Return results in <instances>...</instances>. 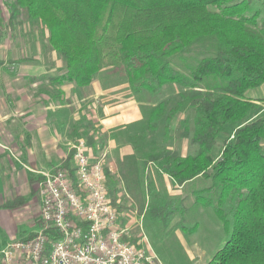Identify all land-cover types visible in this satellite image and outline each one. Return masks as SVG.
I'll use <instances>...</instances> for the list:
<instances>
[{
    "label": "trees",
    "instance_id": "trees-1",
    "mask_svg": "<svg viewBox=\"0 0 264 264\" xmlns=\"http://www.w3.org/2000/svg\"><path fill=\"white\" fill-rule=\"evenodd\" d=\"M10 1L8 21L46 27L63 67L49 79L84 88L100 74L111 79L103 85L126 84L142 101L135 151L119 161L141 208L148 163L178 185L206 181L193 197L175 199L211 205L222 219L233 215L229 238L205 264H264V98L248 94L264 86V0ZM8 28L0 11V34ZM135 161L137 182L127 169ZM61 168L74 177L71 152ZM116 193L108 188L118 210ZM25 201L15 195L1 206ZM175 209L169 199L152 211L167 220Z\"/></svg>",
    "mask_w": 264,
    "mask_h": 264
},
{
    "label": "crops",
    "instance_id": "crops-1",
    "mask_svg": "<svg viewBox=\"0 0 264 264\" xmlns=\"http://www.w3.org/2000/svg\"><path fill=\"white\" fill-rule=\"evenodd\" d=\"M0 52V60L7 57L3 50ZM39 65H28L20 70L17 77L25 78L21 82L10 80L8 72L0 66L1 202L15 195L23 196L26 201L15 210L19 209V213L30 215L37 222L24 237L34 232L39 226L35 171L61 164L70 152V145L83 138L91 159L106 154L107 185L109 183L110 188L115 185L117 198L123 195L126 203L118 205L117 221L120 227L127 229L125 237L156 257L142 232L157 219L152 208L173 199L169 195L175 191L181 194L186 184L178 185L168 174L148 163L141 168L143 209L136 189L130 193L125 188L119 161L135 151L134 141L141 134L137 128L143 118L142 101L131 95L126 84L106 86L98 80L84 88L71 82L57 84L49 77L62 73V64L42 66L43 70ZM39 84L43 88L36 89ZM46 84H50V88ZM173 126L175 123L172 134ZM186 151V142L182 141L181 152ZM127 169L130 174L133 172L132 176L128 173L130 181L137 182V162L132 165L130 162Z\"/></svg>",
    "mask_w": 264,
    "mask_h": 264
},
{
    "label": "built area",
    "instance_id": "built-area-1",
    "mask_svg": "<svg viewBox=\"0 0 264 264\" xmlns=\"http://www.w3.org/2000/svg\"><path fill=\"white\" fill-rule=\"evenodd\" d=\"M69 150L74 177L61 164L35 171L40 224L0 249V264H162L118 225L104 154L91 159L83 138Z\"/></svg>",
    "mask_w": 264,
    "mask_h": 264
},
{
    "label": "rangeland",
    "instance_id": "rangeland-1",
    "mask_svg": "<svg viewBox=\"0 0 264 264\" xmlns=\"http://www.w3.org/2000/svg\"><path fill=\"white\" fill-rule=\"evenodd\" d=\"M10 6V0H0L1 14L10 26L2 35L0 34V51L3 50L7 56L0 60V66L8 72L10 80L19 82L25 80L21 76L17 77V74L20 70L29 67L28 65L40 64V70H43L42 66L62 64L61 57L48 43L46 27L40 21L30 22L23 17L8 21ZM39 75L42 78V73ZM99 78L100 74L97 75L96 81L111 80H99ZM46 86L50 88V84ZM37 88L43 87L39 84ZM248 94L254 98H264V86L250 90ZM262 113L264 114V109ZM103 160L105 162L106 154ZM205 184H207L206 181L189 184L182 193L189 194L192 188L203 189ZM107 187H110L109 183ZM182 193L175 191L172 196L169 195L174 198L171 201L176 207L175 212L167 220L157 217L152 226L146 225L147 231L142 232L143 239L149 242L152 251L162 264H205L229 238L233 229V215L227 213V218L222 219L215 213L213 206L194 204L192 202L194 198L189 196L184 203H181L179 199L175 200L182 197ZM1 201L0 204L3 203ZM114 201L117 206L126 204L123 195H120L119 199L116 196ZM16 208L0 207V249L12 240L23 238L37 224L30 215L19 213V209L15 210Z\"/></svg>",
    "mask_w": 264,
    "mask_h": 264
}]
</instances>
